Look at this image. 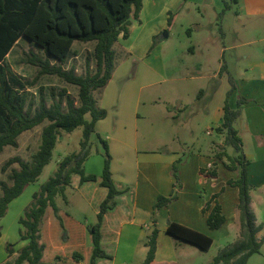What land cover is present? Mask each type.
<instances>
[{"label":"crops","instance_id":"0c3cea01","mask_svg":"<svg viewBox=\"0 0 264 264\" xmlns=\"http://www.w3.org/2000/svg\"><path fill=\"white\" fill-rule=\"evenodd\" d=\"M190 5L213 10L221 8L220 0H143L139 18L131 21L129 37L118 39L126 42L122 45L123 51L130 58H145L149 53L144 52L152 45L153 38L163 32L167 33V37H161L168 38L181 13H190ZM234 8L237 9L235 18L241 30H222L221 39L206 29L207 26L197 24V36L201 42H192L189 49L194 54L202 47L205 53L200 62H192L185 67L189 72L188 77H181V72L175 71L165 75L163 62H160L152 69L161 77L153 79L156 80L154 83H140L139 91L135 92L129 91L130 83L126 77L117 78L119 68L116 66L107 85L93 93L97 107L107 110V116L96 123L95 130L108 144L112 180L121 191L117 196L116 206L103 216L100 229L101 247L111 259H97L95 264H142L148 251L145 242L153 228H157L158 234L155 256L150 264H192L193 257L201 250L197 247L193 249L187 243L177 242L167 235L166 227L169 222L203 233L211 237L213 242V231H223L224 236L234 238L233 242L223 248L240 239L238 189L226 185L228 180L238 178L239 171L227 169L224 165L227 160L215 157L224 150L225 134L216 129L223 122L226 99L231 109L237 108L239 97L247 100L240 106V115L234 125H242V129H235L249 161L250 205L256 218L255 224L262 225L256 238L260 240L264 236V51L245 48L252 45V40L247 37L259 34H256L251 22L264 28V0H237L229 10ZM244 19L248 23L251 21L247 30ZM135 30L138 31L134 33ZM245 30L248 31V36L245 35ZM133 33L137 35L135 38ZM228 34L232 39H237L239 44L225 45L224 37ZM138 41L139 46L136 48ZM259 41L264 42V38ZM161 46L162 44L157 47L159 52ZM240 48L242 50L238 52ZM226 52H232L231 59L234 57L239 60L233 66L236 71L232 76L228 73L231 71H228L229 65L225 61ZM223 65L226 67L225 72L222 71ZM191 68H196L197 71L190 72ZM225 75L231 76L235 86L228 97L226 93L230 87L224 88ZM199 80L203 81L205 87H193L188 100L176 97L175 91L182 81L188 88L193 81ZM213 82L216 83L215 86L206 87ZM162 84L169 85V99L160 90L145 97L140 92L145 87ZM172 102L178 103V111L183 113L176 114L174 107L170 106ZM165 104L168 106L163 108ZM141 107L145 108L142 112ZM156 108L160 109L155 110ZM151 115L158 118L157 123L146 122ZM201 133L211 138L207 143L203 141L210 150L209 155H204L205 158L200 152L194 154L188 151L198 148ZM103 155L104 150L98 141L95 151L91 149L83 164L85 173L96 175L97 180L81 184L79 175L74 174L64 192L66 199L57 196L63 203L62 207L58 205L57 197L55 198L64 224V233L51 207L47 208L40 229V242L45 246L42 257L44 264H89L92 238L88 227L96 223L99 206L108 192L100 184ZM173 165H176L177 181L172 174ZM214 165L216 177L200 173L201 169L209 170ZM222 188L224 190L219 193ZM218 193L217 201L225 216V223L217 230H210L202 209ZM172 194H176V199L154 211L159 196L169 197ZM25 244L26 241H21L14 249L18 250ZM262 251L264 244L254 255H259ZM74 252L80 254L82 259L73 258ZM15 256L16 254L12 257ZM12 257H6L0 264L11 261Z\"/></svg>","mask_w":264,"mask_h":264},{"label":"trees","instance_id":"16d2710c","mask_svg":"<svg viewBox=\"0 0 264 264\" xmlns=\"http://www.w3.org/2000/svg\"><path fill=\"white\" fill-rule=\"evenodd\" d=\"M143 0H0V152L7 146L17 147L19 136L41 126L40 144L30 161L15 156L8 159L1 167L4 173L10 166L6 180L0 181V218L6 212L8 205L19 197L25 187L35 183L45 166L52 158L53 150L62 132L71 133L81 128L82 136L79 150L65 156L59 163L54 174L32 194V200L19 218L21 226L19 236L26 244L15 250L13 244H7V257L16 256L13 261L5 264H44L42 261L45 246L40 242V229L48 207L64 231L63 221L59 216L56 196L64 200L65 189L71 183L72 175L80 177V183L96 181L97 176L86 174L83 164L91 153V136L96 134V123L107 116L105 109L96 105L93 93L103 89L111 79L115 67V51L113 46L119 37H129L131 19L137 20L142 9ZM224 2V10L231 8ZM170 23V20H168ZM154 39V38H153ZM20 40L32 44L41 55L30 52L26 63L37 68L32 79H22L6 62L7 56ZM75 42L93 43L91 56L85 58V74L77 75L74 66H65L72 54ZM154 44V41H153ZM152 44V46H153ZM92 63L93 68H90ZM93 69V71L91 70ZM222 71H226L225 65ZM55 76L68 85L77 88V97L73 98L65 88L56 91L50 87L47 93L45 87L38 86L37 96L30 89L36 87L41 77ZM230 89L234 84L228 75ZM50 104H47L48 99ZM247 100L239 97L237 108L231 109L227 99L223 106V122L216 130L225 134L224 145L232 146L237 155L231 157L226 151L216 154L217 158H225V167L239 171L237 179H230L226 185L238 189L237 211L239 214L240 239L221 249L208 264H247L248 259L259 252L264 244V236L258 240L256 233L262 225H256L255 215L251 209L248 181V165L242 140L234 122L240 115V106ZM89 116V119L86 118ZM96 137L104 150V163L101 174V186L107 188V196L99 206L96 223L88 227L92 238V254L89 264H95L97 259H111L101 247L100 229L103 216L117 204V196L121 193L113 183L110 163L111 155L105 140ZM172 174L177 181L176 165ZM201 174L216 177V166L209 170L201 169ZM224 190L222 188L219 193ZM218 194L206 202L202 213L206 215V223L210 230H217L225 223V216L217 201ZM176 199V194L169 197L159 196L154 205V211L167 206ZM158 230L153 228L146 239L148 247L142 264H150L155 256ZM166 234L177 242H184L207 251L213 244L211 237L188 228L176 222H169ZM76 260L82 256L72 254ZM58 259V258H57Z\"/></svg>","mask_w":264,"mask_h":264},{"label":"rangeland","instance_id":"374dc122","mask_svg":"<svg viewBox=\"0 0 264 264\" xmlns=\"http://www.w3.org/2000/svg\"><path fill=\"white\" fill-rule=\"evenodd\" d=\"M226 1L230 3L231 0H220L221 8L218 10H213L212 8H206L204 6H194L190 5V13H186L183 11L181 15L178 18V21L176 23L175 28L171 30V34L168 38H162L161 35H159L157 38L153 39V46L151 45L150 48L147 47L145 50V54L148 51V55L144 57H138L133 56L130 58V56L123 51V46L125 45V41L118 40L115 45L113 46V49L115 51V68L117 66V69L119 71V74L117 75V78L119 77H126L127 81L130 83L129 85V91H135L138 92L139 88L138 85L140 83H154L156 78L161 77L160 74L152 69V67L156 66L160 62H163L164 67V73L168 76V73L172 72H181L179 74L181 77H188V71L185 70V67L192 64V62H200L201 59L204 56V50L201 47L200 49H197L194 54H192L189 47L191 46L192 42H201L200 38L197 36V24L205 25L207 26L206 29H209L214 34H216L219 39H221V32L224 30L225 32L228 31V29H237L241 30L240 24L237 23V20L235 18V9L232 10H226L224 14L221 16L224 10V2ZM231 4V3H230ZM232 6V4H231ZM237 10V9H236ZM131 21H134V19H131ZM244 24L246 30L250 28L249 23L251 21H247V19H244ZM182 26H181V24ZM255 26L256 30V36L255 35H249L248 31L245 30V35H249L247 39L252 40V45L245 48H250L251 50H262L264 51V42L259 41L260 39L264 38V28L259 25H255V22H251ZM212 29V30H211ZM138 31V30H137ZM136 30L134 33L137 32ZM133 33V38H135V34ZM243 33V32H242ZM255 33V32H254ZM226 42V43H225ZM239 44V41L237 39H232L230 34L228 36L224 37V44ZM161 46V50L157 49V47ZM139 46L136 44V48ZM93 49V43H81V42H75L73 44L72 50L75 54H72L68 60V63L66 64L65 68L69 69L71 66H74L76 69L77 75H83L85 74V58L91 56ZM149 49V50H148ZM242 50L240 48L238 52ZM261 51V52H262ZM30 52H33L37 55H41L40 52L29 42L25 40H20L17 45L12 49L11 53L7 56L6 62L10 65L12 70L16 72V74L21 77L22 79H32L36 72L37 68L28 65L26 63V56L29 55ZM232 52H226L225 53V61L228 63L229 68L228 72L231 74L235 73V69L233 66L236 65L239 60H235L234 57L231 59L230 55ZM145 56V55H143ZM242 61V60H240ZM195 65V63H193ZM180 65V66H179ZM182 66V67H181ZM184 66V67H183ZM94 64L92 63L90 68H93ZM93 71V69H91ZM190 72L197 71V69L191 68L189 70ZM210 72L211 70H207ZM153 80V81H151ZM126 81V82H127ZM189 83V82H188ZM215 82L209 83L206 85L209 88L211 86H215ZM44 86L45 90H47V93L49 91L50 87H54L56 91L60 90L61 88H65L68 93L73 98L77 97V88L72 85H68L65 83L62 79H59L55 76H43L40 78L38 85L36 87H33L30 89L31 93H35L37 96V90L38 86ZM224 88L230 87V82L228 81V77L225 75L224 79ZM169 85L162 84V85H151L148 87H145L144 89L140 90V92L143 94L142 96L145 97L149 94L154 93L155 90H160V92H163L166 98H170L171 95L168 94L167 88ZM175 91V95L179 99H186L188 100V94H191V89L199 88V87H205L203 84V81H193L192 84L188 86V88L185 85V82L182 81L180 83V86H177ZM190 89V90H189ZM47 104H50L49 100L50 98H47ZM202 104V102L200 103ZM168 106V104H165L163 108ZM171 107H174V110L176 114L183 113V111H178L179 104L172 102L170 104ZM200 106V105H199ZM145 109L143 107L140 108V112ZM151 109L154 110V107H151ZM159 110L160 108H156L155 110ZM107 111V110H106ZM87 119H89V116H86ZM146 122H149L148 124L157 123L158 118L155 115H151L149 119L146 120ZM164 124V122L162 121ZM234 128L242 129V125L240 123L233 125ZM40 133H41V126L36 127L31 131H27L19 136L17 139L18 146L11 147L7 146L3 149L2 152H0V181L7 179V174L10 172L11 167H17V165L10 166L4 173L1 171V167L3 164L10 158L18 156L22 158L23 160L30 161L32 155L36 152L39 144H40ZM242 137V133H240ZM82 136V130L81 128H78L74 130L71 133H65L62 132L60 135V139H58V143L55 146V149L53 150L52 158L47 166L43 169L41 175L37 179L35 183L29 184L25 187L22 194L14 199L13 202H11L10 205H8L6 214L0 218V263L7 257V251L6 246L7 244L11 243L14 245V247L18 246L20 241L19 231L21 230V226L18 223V220L20 217L23 216L24 210L27 207V205L32 200V194L36 192L40 186L48 180L49 177H51L54 172L57 170L58 163L67 155L71 154L72 152H76L79 150V142L81 140ZM214 136H216L214 134ZM213 136V137H214ZM208 136L205 135V133H201L200 135V144H198V148H193L188 151H192L194 154H197L200 152V155L204 157V155H209V148L207 145L203 144V141L206 143L210 140ZM91 149L95 151V147L97 146L98 139L96 137V134H93L91 136ZM96 143V144H95ZM247 147V144H246ZM249 148H245V150H248ZM224 151L228 152V154L231 157H235L237 155L235 149L232 146H225L224 145ZM57 197V196H56ZM58 205L63 206V203L60 201L59 197H57ZM42 226V225H41ZM64 227V224H63ZM62 229V228H61ZM64 233V231L62 230ZM215 235L213 236L214 242L210 249L206 252H201L194 256L191 263L192 264H208L211 262L212 258L217 255L220 248H223L225 245L233 242L234 238L229 236H224L223 231H213ZM191 246V248L196 249L195 246ZM13 261V257L11 259ZM248 264H264V251H262L259 255H252L248 261Z\"/></svg>","mask_w":264,"mask_h":264},{"label":"water","instance_id":"95a60500","mask_svg":"<svg viewBox=\"0 0 264 264\" xmlns=\"http://www.w3.org/2000/svg\"><path fill=\"white\" fill-rule=\"evenodd\" d=\"M163 36H164V37H167V33H166V32H164V33H163ZM59 139H60V138H59Z\"/></svg>","mask_w":264,"mask_h":264}]
</instances>
